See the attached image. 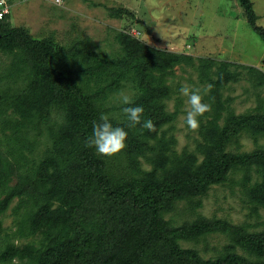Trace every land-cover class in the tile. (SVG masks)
I'll use <instances>...</instances> for the list:
<instances>
[{"label": "trees", "instance_id": "16d2710c", "mask_svg": "<svg viewBox=\"0 0 264 264\" xmlns=\"http://www.w3.org/2000/svg\"><path fill=\"white\" fill-rule=\"evenodd\" d=\"M229 1L239 3L264 41L251 0ZM122 13L110 10L112 17ZM124 14L132 15L128 10ZM8 17L0 19V52L21 55L28 84L15 96L8 86L0 97V215L18 198L20 236L38 233L41 239L38 244H7L0 249V264H264V231L248 233L227 220L201 216L180 226L166 219L180 202L191 211L200 208L209 189L237 170L244 173L243 194L252 215L258 217L264 209V147L228 151L243 134L264 139L263 100L254 112L236 115L222 98L229 84L240 81L243 66L198 60L200 79L210 87L203 102L211 107L198 118L200 159L196 152L175 149L168 125L178 109L168 112L166 107L168 78L177 66H193V57L160 51L120 33L116 39L123 55L107 58L81 44L66 49L51 39H35L22 28H11ZM247 74L256 87L264 86L263 73L250 69ZM11 75L9 71L4 80ZM122 89L132 91L134 103L112 116L116 108L108 106L109 97ZM127 106L143 107L140 124L130 126L123 112ZM9 107L16 123L5 118ZM101 115L128 132L126 148L112 156L98 154L87 143ZM36 119L46 124L52 142L45 157L29 165L28 127ZM146 120L153 130L142 127ZM138 157L148 161L149 170L142 169ZM3 233L0 220V237ZM216 233L231 237L216 259L205 260L180 245ZM238 247L255 259L237 254Z\"/></svg>", "mask_w": 264, "mask_h": 264}, {"label": "rangeland", "instance_id": "374dc122", "mask_svg": "<svg viewBox=\"0 0 264 264\" xmlns=\"http://www.w3.org/2000/svg\"><path fill=\"white\" fill-rule=\"evenodd\" d=\"M251 2L258 17L256 24L264 27V0ZM9 4L11 8L7 23L11 28H22L38 40L51 39L54 44L66 49L81 44L95 53L102 52L107 58L120 57L123 51L117 42V35L123 33L130 36L129 32L135 29L141 33L140 41L150 47L193 57V66L183 64L177 66L173 75L168 78L171 96L166 102L167 111L173 112L178 109L175 121L168 125L172 128L168 136L176 139L177 152L185 150L194 153L197 150V142L201 140L197 131L199 127L191 130L186 126L185 118L190 105L187 97L180 91L182 87L188 86L200 89L203 98L209 95V84L201 81L198 72L199 59L204 62H228L245 68L238 69L242 73L240 81L229 84L222 91L223 100L227 101L229 109L234 114L254 112L261 100L264 106V86L256 87L247 74L250 69H256L264 74V41L247 23L237 1L11 0ZM111 9H121L123 13L119 18L112 17ZM124 10H128L132 15L124 14ZM21 58L18 53L0 52V97L2 90L8 86L12 89L11 95L15 96L17 91L20 92L28 84V80L25 79L28 70L23 68L25 64ZM215 68L213 66L212 70L215 71ZM9 71H12V75L10 80L6 81L4 76ZM212 78L215 79L213 76ZM121 93L133 98L132 91L128 89L111 95L108 106L116 108L110 112L112 116L121 112L120 107L123 106L120 102ZM6 113L4 117L7 120L11 118V121L17 122V117L11 114V107L6 109ZM56 119L57 116L54 115L52 121ZM46 127V124L38 119L28 127L30 128L28 139L32 147V151L27 152L29 165L41 161L51 147L52 141ZM1 138L2 133L0 140ZM2 147L0 144V150ZM263 147L264 139L258 137L255 140L243 134L228 146V151L250 153ZM196 154L202 159L198 152ZM138 162L142 169L149 170L150 165L145 158L138 157ZM243 174L242 170H237L230 174L224 184L211 187L201 198L202 206L195 211L190 210L188 203L180 202L177 211L167 215L166 219H171L174 225L180 226L201 216L227 220L232 225L243 226L248 233L264 231V209L259 210L258 217L252 215L251 207L243 194ZM253 180H258L255 174ZM19 206L20 201L15 198L7 211L0 215L4 228V233L0 237V249L7 244L16 246L38 244L41 239L38 233L33 236L21 233L20 236L19 216L22 207ZM230 243L229 235L216 233L197 241H181L180 245L184 249H195L207 260L220 257ZM236 252L249 260L255 259L241 247H238Z\"/></svg>", "mask_w": 264, "mask_h": 264}, {"label": "clouds", "instance_id": "9594fccd", "mask_svg": "<svg viewBox=\"0 0 264 264\" xmlns=\"http://www.w3.org/2000/svg\"><path fill=\"white\" fill-rule=\"evenodd\" d=\"M140 40V39H138ZM181 94L187 97L190 110L186 114L185 123L191 130L199 127V117L211 111L209 104L203 102V96L200 89L192 87H182ZM120 102L122 105H133V99L127 94H120ZM130 126L141 123V116L144 112L142 106H127L123 108ZM142 127L153 130V124L150 120L143 122ZM128 132L125 127L114 126L107 115H101L99 121L94 122L91 129V136L87 143L94 147L96 152L104 156H112L121 152L126 148V139Z\"/></svg>", "mask_w": 264, "mask_h": 264}, {"label": "built area", "instance_id": "2783aa9c", "mask_svg": "<svg viewBox=\"0 0 264 264\" xmlns=\"http://www.w3.org/2000/svg\"><path fill=\"white\" fill-rule=\"evenodd\" d=\"M22 2H27L30 0H20ZM11 5L8 3L7 0H0V19H3L5 16L10 14V7ZM129 35L135 39H140L141 33L135 29H132L129 32Z\"/></svg>", "mask_w": 264, "mask_h": 264}]
</instances>
